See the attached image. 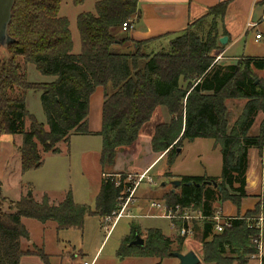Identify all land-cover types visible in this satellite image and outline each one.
Instances as JSON below:
<instances>
[{
  "label": "trees",
  "instance_id": "obj_1",
  "mask_svg": "<svg viewBox=\"0 0 264 264\" xmlns=\"http://www.w3.org/2000/svg\"><path fill=\"white\" fill-rule=\"evenodd\" d=\"M84 1L71 0L75 6ZM137 1L95 0L93 12L78 14L75 23L80 47L74 53L69 20L58 15L62 0H15L7 28L12 42L0 45V137L21 136L18 152L24 173L42 166L39 148L57 154V144L68 143L72 135H97L101 138V173H112L117 152L132 147L155 109L163 107L169 120L154 126L151 147L154 152L165 153L169 167L183 140L212 139L222 156L219 177H181L180 186L171 185L163 201L204 217L218 211L216 203L230 201L240 209L241 199L246 197L248 150H260L264 141V123L257 134L250 133L257 114L264 112V77L258 75L264 72V58L241 56L234 65L213 63V51L223 47L215 21L223 16L227 2L188 24L166 49L146 53L143 49L149 40L132 41L127 34L119 35L121 24L137 15ZM261 2L264 4V0ZM125 43L132 44V53L112 52L114 45ZM27 64L54 79L29 82ZM98 86L104 88L101 126L92 133L87 119L89 100ZM29 90L40 92L47 129L26 110L25 94ZM240 99L246 103L231 121L226 101ZM120 175L119 186L113 176L101 178L93 211L85 204H76L70 191L56 205L45 195L39 202L32 196H21L11 203L13 212L2 210L5 198L1 197L0 264H20L23 255L32 253L22 249L21 240L28 239L23 217L43 223L53 221L58 230H82L86 216L103 218L116 212L119 198L127 195L122 185L124 176ZM170 175L168 171L164 174ZM258 215L256 204L253 210L235 216L230 227L219 233L214 231L212 220L194 223L200 230L203 262L248 264L250 256L257 253L253 244L257 230L251 223ZM140 235V228L132 224L117 250V258L162 260L172 252L180 253L186 238L174 241L160 229L150 228L145 231L143 246L132 245ZM174 242L180 249H173ZM33 253L46 258L42 250Z\"/></svg>",
  "mask_w": 264,
  "mask_h": 264
},
{
  "label": "rangeland",
  "instance_id": "obj_2",
  "mask_svg": "<svg viewBox=\"0 0 264 264\" xmlns=\"http://www.w3.org/2000/svg\"><path fill=\"white\" fill-rule=\"evenodd\" d=\"M94 3L95 0H85L82 5L75 6L72 4L71 0H62L60 4L58 15L67 17L70 21L69 29L75 48L73 51L74 53L79 51L80 46L75 18L82 12H93ZM208 20H210V18ZM256 33L262 35L261 40L255 41ZM167 47L168 46H164L165 49ZM112 52L132 53L133 48L127 43L114 45L112 47ZM218 52V50L213 51V55H216ZM225 56L238 57L235 60L236 62L241 56H264V25L249 30L248 34L244 36L237 45L225 53ZM22 67H24V65H22ZM25 71L29 82L42 83L50 82L54 79L53 77L40 74L36 71L33 64H27ZM233 105L228 106L231 112V121L235 119L237 115L235 112L239 110L237 104L233 103ZM25 107L28 113L33 115L34 118L47 129L46 117L40 102V92L27 91L25 94ZM95 113L96 112H91V116L89 114L88 118L90 116V119L93 118L94 120L96 118ZM168 120L169 116L165 108L157 107L151 119L141 129L142 138L151 135L156 124L167 122ZM28 125L29 121L26 120V129ZM94 125L95 120L92 126L94 127ZM21 140L20 135L3 134L0 137L1 195L7 197L1 202L3 211H13L14 208L11 203L20 199L21 195L26 196L28 193H31L36 199H39L43 193H47L52 195V197H60L66 190H71L72 193V189L75 192V200L89 206L93 211L99 189L100 169L98 165V152L101 146V139L99 136L83 137L82 135H72V142L74 144L72 152L74 153L70 157H68L66 152L67 146L64 142L58 143L61 152L55 155H50L52 153H44L39 148L44 163L40 168L31 169L25 173H22L20 170L19 155L17 153L16 155L13 154L14 144L17 145L21 143ZM80 140L81 143L83 140L88 141L87 153L82 156L79 154L80 150L75 148V146L77 147L78 145V147H80ZM140 155V158H136V160L142 162V160H145L144 157H146V154L143 152ZM174 156V162L170 167L167 165V157L165 156V158L148 173L147 176L152 178L154 184L148 183L146 179L140 183L139 188L134 194L135 201L131 202L128 206L131 216L124 215L119 218L109 232H107L109 224H103L98 216H86L82 230L69 229L67 231H60L58 233L60 240L58 241L59 244L56 245L55 242H49L47 246L48 250L53 253H66L71 257L70 262H73L79 259L77 253L81 249L84 254H89V256H86L89 262L93 257L92 255L99 249L98 264H112L105 260H108L109 256L114 258V253L119 248L124 237L129 234L132 224L140 228V237L143 239L147 229L157 228L160 229L165 236L175 241L177 237H179L176 231L177 227L171 225V221L162 215V211L151 207V203L153 201H163V194L172 190L171 182L179 180L181 177H184V175H202L204 172H208L219 176L222 171V156L219 147L213 140L208 138H197L193 141L183 140L180 148L175 150ZM167 171L170 172V176H164ZM162 172H164V174L161 176L160 174ZM106 173L107 172H105V174ZM107 174H112L116 179L119 177V173ZM175 192H178V189H176ZM192 216L196 217V214L192 213ZM235 216L239 217L240 215H234V217ZM258 218L259 215L254 218L251 223L255 229ZM24 220H26L24 224L33 239H39L42 236H47L49 238L51 236L53 230L49 227L44 229L43 225L34 219ZM199 221L201 220H192L193 224ZM50 224L54 223L50 222ZM194 227L195 225H193V234L185 238L180 253L184 254V251L192 249L200 258V264H205L203 262L202 250H199L201 248L199 238L200 230L197 226ZM172 247L174 250L180 249L175 242ZM227 255L234 257V255H230V253ZM157 262H160V264L179 263L178 259L175 257H166L162 260L156 258H136L125 261L124 264H156Z\"/></svg>",
  "mask_w": 264,
  "mask_h": 264
},
{
  "label": "crops",
  "instance_id": "obj_3",
  "mask_svg": "<svg viewBox=\"0 0 264 264\" xmlns=\"http://www.w3.org/2000/svg\"><path fill=\"white\" fill-rule=\"evenodd\" d=\"M222 2H227L224 14L221 18H217L215 22H216L218 33L220 35L219 39L225 36L227 38V41H226V44H224L223 47H221L220 50H218L219 52L215 55V57L221 55V58L216 63L223 65V66L224 65H234L236 64L235 60L238 57H226L225 53L228 50H230L232 47L237 45L238 42H240L244 38V36L248 34L249 30L253 28H258V26L260 25H264L263 21L259 22L262 14L264 13V4H262L261 0H138L137 1V15L131 18L132 27L126 32L121 31L119 35L123 36L124 34H127V37L131 39L132 41L149 40V42L146 43L143 50L149 54L155 53L163 49L164 46H168L169 41L172 40L174 37L178 36L179 34H181L186 29L188 24L205 16L212 7ZM248 23H258V24L253 27H250V26H247ZM69 26H70V21H69ZM223 32H225L224 35H222ZM261 39H262V35H261V38L258 40H261ZM258 40L255 39V41H258ZM128 45L132 47V44H128ZM72 49L73 51L75 50L74 45ZM244 57L264 58V56H244ZM258 75L260 77H264V72H258ZM103 98H104V88L101 86L96 87V89L92 93L90 100H89V113H88V115L90 114L91 116V112H96L95 113L96 118L94 119L95 120L94 127L92 126L94 122L93 118L90 119V116L89 118L87 117L88 127H89L90 132L92 133H96L97 131L100 130L101 107L103 103ZM233 103L237 104V107L239 108V110L235 112L237 113L235 117L236 119L238 115L241 113L242 108L244 104L246 103V100H242V99L227 100L226 106L227 107L230 105L232 106ZM98 114H99V119H98ZM263 123H264V112L260 111L254 120V123L250 129V133L257 134ZM151 135H148L142 138V134L140 131L132 147L128 149H124V150H119L117 152L115 164L112 168V173L141 174L147 171V175H148V173L163 158H165V153L154 152L152 150ZM82 136L90 137L94 135H82ZM80 143H81V140H80ZM87 144H88V141L83 140L80 147H78L79 145L77 147L75 146L76 149L80 150L79 154L81 156L87 153V148H88ZM20 145L21 143H18L17 145L14 144L13 154L16 155L17 153L19 155L18 147ZM66 146H67L66 152L68 154V157H70L74 153L72 152L74 149V144L72 142V136L70 137L68 143H66ZM57 147L59 148L58 144H57ZM59 150L61 152L60 148ZM100 150H101V146L98 152V165L100 169L99 170L100 176H99L98 193L100 190V182H101V178L103 175L101 173L100 160H99ZM143 152H145L146 154V157H144L145 160H142V162H139V160H136V158H140L141 156L140 154H142ZM50 155H55V154H50ZM19 160H20V156H19ZM43 163H44V159H43ZM163 174L164 172H162L160 175L162 176ZM184 176L219 177L220 175L218 176V175H213L208 172H204L202 175H184ZM245 182H246V186H245L246 197L241 199L240 209H238L230 201H225L223 203H216L215 206L218 208V211L222 212L224 215H228V216L240 215L241 216L246 211L253 210L256 204H259V217H262L264 219V141H263L262 148L260 150L256 148H250L248 150V168L246 171ZM152 184H154L153 180H152ZM1 190H2V186H1ZM67 191L71 192V190H66L63 192V195L60 197H52V195H49L47 193H43L39 199H36L33 196V194H31L30 196H32L36 201L39 202L42 196L45 195L48 197L50 203L56 205L63 200ZM71 194H72L73 201L76 204H83L75 200V192L73 191V189H72ZM21 196H25V195H21ZM1 197L7 198L3 195L0 196V198ZM24 219H32V218L23 217L21 219L23 226L28 232V239H22L21 245H22V249L32 251V253L23 255L20 258V264H67V263H70V260H71L70 255L66 253L62 254L60 252L53 253L48 250L47 246L49 242H55V244L58 245L59 244L58 241H60L58 233L62 230L57 229V225L55 222L46 221L43 224V222L36 220L43 225L44 229L49 227L53 231L51 234L52 237L50 236L48 238L47 236L46 237L42 236L39 239L38 238L33 239L30 232L28 231V229L26 228L24 224L26 221ZM100 221L102 222V218H100ZM50 222H53L54 224H50ZM84 224H85V220H84ZM63 230L67 231L69 229H63ZM37 250H42L44 252L46 256L45 260H43L37 253H33ZM98 250L99 249H97V251L92 255L93 257L89 262L92 261L93 264H98V261H99ZM117 250L114 253V258H111L109 256V259L105 261H109L112 264H124L125 261L133 260L136 258H152V257L128 256V257L119 259L117 258V255H116ZM199 250H202V249L200 248ZM188 251H193L195 253V251L192 249H189ZM188 251H184V252L186 253ZM77 254L79 255V259L76 261H79V260L88 261L86 259V256H89V254H84L81 249L79 250ZM195 254L197 255V253ZM262 256H264V252ZM76 261H73V262H76ZM248 264H261V262L258 258H251Z\"/></svg>",
  "mask_w": 264,
  "mask_h": 264
},
{
  "label": "built area",
  "instance_id": "obj_4",
  "mask_svg": "<svg viewBox=\"0 0 264 264\" xmlns=\"http://www.w3.org/2000/svg\"><path fill=\"white\" fill-rule=\"evenodd\" d=\"M264 22V13L262 14L259 22ZM258 23H248L247 26L253 27L257 25ZM132 27L131 20H126L121 24V31L126 32ZM261 38V34H256L255 39L258 40ZM221 58L220 56H217L214 58L213 63L218 62V60ZM113 176L111 174H103L102 177H110ZM118 179H116V186L120 185V177L121 175H118ZM124 181L122 183L124 192L127 193L126 197H120V205L119 209L116 212H113L111 215H107L102 218L103 224H109L108 231L109 232L115 223L118 221L119 218L122 216H131L130 212L128 210V206L131 202H134V194L140 185V183L146 179V181L150 184H152V179L147 176V171L141 173V174H123ZM114 177V176H113ZM115 178V177H114ZM127 184H131V186H127ZM151 207L160 210L163 212L162 215H164L166 218H168L171 221L172 226H176L177 228V234L179 237H188L193 234V222L192 220H204L209 219L214 221V231L219 233L222 232L225 228L230 227L231 221L235 219L234 216H227L224 215L222 212L217 211L215 214H213L211 217H204L200 212L191 211L188 209L181 208L179 205L169 206L164 201H154L151 203ZM192 213L196 214V217L192 216ZM263 218L259 217L257 219V225L256 229L258 231L257 236L253 239V244L256 246L257 253L251 255V258H258L261 262L262 254L264 252V222ZM179 223V224H178ZM106 228V227H105ZM67 264H93V262H88L86 260H79L76 262H70Z\"/></svg>",
  "mask_w": 264,
  "mask_h": 264
},
{
  "label": "water",
  "instance_id": "obj_5",
  "mask_svg": "<svg viewBox=\"0 0 264 264\" xmlns=\"http://www.w3.org/2000/svg\"><path fill=\"white\" fill-rule=\"evenodd\" d=\"M14 2L15 0H0V45L1 46H7L8 43L12 42V39L8 35L7 28H8L10 19H11V10L14 5ZM226 41H227V38L225 36L219 39V42L222 45L226 44ZM208 184H211V183L208 182ZM171 185L174 188H177L180 186V181L179 180L172 181ZM214 186H216L215 183H214ZM30 195L31 193H28V196ZM0 196H2L1 189H0ZM131 244L137 245V246H143L144 240L140 236H136L135 239L131 242ZM169 257L177 258L179 261L178 264H199L200 263V259L193 251H188L184 254L179 253V252H172L169 254Z\"/></svg>",
  "mask_w": 264,
  "mask_h": 264
}]
</instances>
